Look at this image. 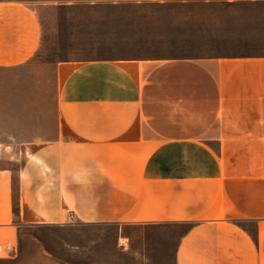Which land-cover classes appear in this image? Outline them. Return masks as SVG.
I'll return each instance as SVG.
<instances>
[{
	"label": "crops",
	"instance_id": "0c3cea01",
	"mask_svg": "<svg viewBox=\"0 0 264 264\" xmlns=\"http://www.w3.org/2000/svg\"><path fill=\"white\" fill-rule=\"evenodd\" d=\"M44 26L0 0V67L30 63ZM54 84L53 118L20 120L39 135L0 143L1 233L192 224L174 264H264V52L68 58Z\"/></svg>",
	"mask_w": 264,
	"mask_h": 264
},
{
	"label": "rangeland",
	"instance_id": "374dc122",
	"mask_svg": "<svg viewBox=\"0 0 264 264\" xmlns=\"http://www.w3.org/2000/svg\"><path fill=\"white\" fill-rule=\"evenodd\" d=\"M21 1L40 9L44 42L30 63L0 67V143L10 135H39L35 126H20L24 117L38 118L39 108L53 118L57 61L264 52V0ZM191 225L23 226L13 240L0 232V264H174L180 236Z\"/></svg>",
	"mask_w": 264,
	"mask_h": 264
},
{
	"label": "built area",
	"instance_id": "2783aa9c",
	"mask_svg": "<svg viewBox=\"0 0 264 264\" xmlns=\"http://www.w3.org/2000/svg\"><path fill=\"white\" fill-rule=\"evenodd\" d=\"M4 252V247H3V244H2V241H1V238H0V256L1 254Z\"/></svg>",
	"mask_w": 264,
	"mask_h": 264
},
{
	"label": "trees",
	"instance_id": "16d2710c",
	"mask_svg": "<svg viewBox=\"0 0 264 264\" xmlns=\"http://www.w3.org/2000/svg\"><path fill=\"white\" fill-rule=\"evenodd\" d=\"M63 1H68V0H63Z\"/></svg>",
	"mask_w": 264,
	"mask_h": 264
}]
</instances>
